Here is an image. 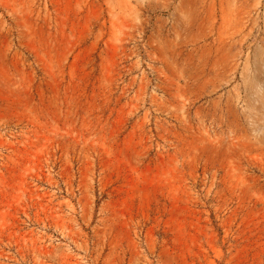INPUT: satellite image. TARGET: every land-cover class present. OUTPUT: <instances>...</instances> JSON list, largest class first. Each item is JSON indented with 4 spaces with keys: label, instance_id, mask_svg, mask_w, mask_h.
Segmentation results:
<instances>
[{
    "label": "rangeland",
    "instance_id": "rangeland-1",
    "mask_svg": "<svg viewBox=\"0 0 264 264\" xmlns=\"http://www.w3.org/2000/svg\"><path fill=\"white\" fill-rule=\"evenodd\" d=\"M0 264H264V0H0Z\"/></svg>",
    "mask_w": 264,
    "mask_h": 264
}]
</instances>
